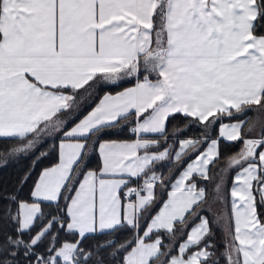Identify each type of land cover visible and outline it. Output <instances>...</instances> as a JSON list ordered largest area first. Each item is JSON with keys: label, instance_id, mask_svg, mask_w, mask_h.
I'll use <instances>...</instances> for the list:
<instances>
[{"label": "snow or ice", "instance_id": "obj_1", "mask_svg": "<svg viewBox=\"0 0 264 264\" xmlns=\"http://www.w3.org/2000/svg\"><path fill=\"white\" fill-rule=\"evenodd\" d=\"M29 157L0 264H264V0H0V167Z\"/></svg>", "mask_w": 264, "mask_h": 264}, {"label": "trees", "instance_id": "obj_2", "mask_svg": "<svg viewBox=\"0 0 264 264\" xmlns=\"http://www.w3.org/2000/svg\"><path fill=\"white\" fill-rule=\"evenodd\" d=\"M131 82V79L130 80H126L125 82H123V83H121V85H120V88L121 87H123V86H125V85H127L128 83H130ZM120 88H113V89H103V90H101L99 93H93V95L95 96V102L97 101V99L100 97V95L102 94V93H104L105 91H111V92H113V91H116V90H118V89H120ZM95 103H92L91 104V106H93ZM90 109V107L89 108H87L83 113H81V117L88 111ZM80 117V118H81ZM177 123H179L181 126H183L184 124H186V123H188V121H186V120H182L179 116H176L174 119H170L169 120V122H168V127H169V130L171 131V129H172V126L174 125V124H177ZM218 126H219V124H217L215 127L218 129ZM199 134V130L197 129V128H195V127H193V128H191V129H189L187 132H184V133H182L178 138L179 139H183V138H186V137H189V136H195V135H198ZM215 135V134H214ZM130 136H128L127 134H124V135H121L120 137H115V136H113V137H103V138H129ZM14 142H18V141H4V143L5 144H7V143H14ZM52 142L51 141H49L47 144H44L42 147H39L38 149H37V154L39 153V152H41V151H45V150H47L48 148H49V146H50V144H51ZM169 143H172V141L170 140L169 141ZM241 147V144L240 143H226L225 141H223V140H221V142H220V148H221V153H222V151H226V152H232V151H238L239 150V148ZM31 158L32 157H29L28 159H24V158H21L20 160H19V165H20V167L19 168H27L28 166H29V164H30V160H31ZM218 161H220V160H218ZM54 162H56V154L53 152V153H51L48 157H46V158H44V159H42L40 162H39V164H37V166H36V169H35V172H34V174H33V178H35V175H37L38 173H39V171L43 168V167H45V166H48V165H51V164H53ZM223 163L224 162H222V165H223ZM14 162H12V161H9V163H8V165L7 166H14ZM98 164H99V155H98V153H93L92 154V156H91V162L89 163V165H88V167L89 168H96L97 166H98ZM4 167H0V170L1 169H3ZM178 173V172H177ZM176 173V174H177ZM233 173L234 172H232V173H230L229 175L231 176V175H233ZM6 177H7V175H6ZM5 177V178H6ZM174 178V177H173ZM0 181H5V182H7V181H9L7 178L6 179H3V180H0ZM226 188H225V190L227 191V189H229V185H230V183H231V180L229 179V178H226ZM211 187V186H210ZM218 231H220L219 229H216V243H217V245L219 246V250H222V244H221V231L220 232H218ZM61 236H62V238H63V234H61ZM68 239H71V237H68ZM85 243H88V241L86 240L85 241ZM222 264H223V262H222Z\"/></svg>", "mask_w": 264, "mask_h": 264}, {"label": "rangeland", "instance_id": "obj_3", "mask_svg": "<svg viewBox=\"0 0 264 264\" xmlns=\"http://www.w3.org/2000/svg\"><path fill=\"white\" fill-rule=\"evenodd\" d=\"M254 115V113H250L249 117H252ZM248 126V125H247ZM14 143H18V142H14ZM229 153H235V151H232V152H226V151H222V158L220 161H217V165H221L222 166V162H224V157L229 154ZM20 165L18 163H15L14 166H4L3 169L0 170V180H3V179H14L15 176L17 175V171L19 169ZM46 167V166H45ZM44 168V167H43ZM213 171H217L216 168L213 169ZM167 174V173H165ZM7 175V177H6ZM6 177V178H5ZM230 186V185H229ZM222 207V206H221ZM220 230V229H219ZM220 232V231H218Z\"/></svg>", "mask_w": 264, "mask_h": 264}, {"label": "crops", "instance_id": "obj_4", "mask_svg": "<svg viewBox=\"0 0 264 264\" xmlns=\"http://www.w3.org/2000/svg\"><path fill=\"white\" fill-rule=\"evenodd\" d=\"M143 78V74H141V79ZM153 78H155L154 76H153ZM128 80H130V79H128ZM135 84V79L134 78H132L131 79V82L130 83H128L127 85H125V86H123V87H121L120 89H118V90H116V91H120V90H122L123 88H125V87H131V86H133ZM113 92H115V91H113ZM104 95V93H102L101 95H100V97L97 99V101L95 102V103H98L99 102V99L102 97ZM95 106V104L92 106V107H94ZM91 110V108L88 110V111H90ZM250 113L251 112H248L246 115L249 117V115H250ZM87 114V112L84 114V115H86ZM82 118V117H81ZM245 117L244 116H241V117H239V119H244ZM223 123H229V122H232V121H228V120H224V121H222ZM218 128H219V126H218ZM245 128H247V123L245 124ZM130 138H133V137H129V138H121V139H130ZM205 147H206V145H205ZM201 150H203V149H201ZM54 163H56V162H54ZM53 163V164H54ZM52 165V164H51ZM51 165H48V166H51ZM48 166H46V167H48ZM157 171H161V169H157ZM163 171H164V173H167V169L165 168V169H163ZM235 173H233V175H234ZM176 175H179V172L176 174ZM173 179H175V177L173 178ZM230 187H231V183H230V186H229V189H230ZM158 210V209H157ZM198 222V221H197Z\"/></svg>", "mask_w": 264, "mask_h": 264}]
</instances>
